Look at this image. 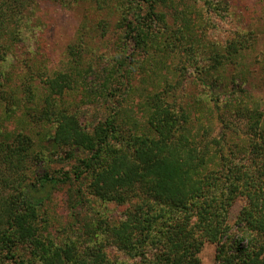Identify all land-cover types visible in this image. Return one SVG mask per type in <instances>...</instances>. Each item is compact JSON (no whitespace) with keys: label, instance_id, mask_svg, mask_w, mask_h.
Segmentation results:
<instances>
[{"label":"trees","instance_id":"1","mask_svg":"<svg viewBox=\"0 0 264 264\" xmlns=\"http://www.w3.org/2000/svg\"><path fill=\"white\" fill-rule=\"evenodd\" d=\"M32 1H0V9L4 6L16 17L18 29L12 40H18L19 26ZM54 1L66 5L76 0ZM89 1L98 8L120 11L115 26L120 38L140 49H147L153 41V23H164L162 14L158 12V17L155 12L162 0ZM143 8L147 10L144 14ZM6 29L7 17L0 21V40ZM83 38L79 35L78 45L69 50L68 72L46 79L45 107L40 115L25 114L27 124L39 119L56 124L52 146L85 154L74 172L44 173L27 182L30 161L37 155L32 139L24 133L0 130V264H199L204 242L216 245L218 264H264L263 113L248 110L239 115L237 108L236 119L228 121L219 112L223 102L209 94L208 107L196 105L195 110L208 117L216 113L223 128L210 138L195 133L189 138L190 112L175 109L164 96L155 94L144 106L147 117L141 125L116 112L87 129L77 115L60 110L55 100H49L72 84L74 88L87 82L89 71L82 67ZM4 45L0 44V61L11 50V44ZM245 46L244 41H234L230 52L217 55L212 66L203 67L208 68L198 78L203 87L214 90L215 81L208 83L209 76L220 78L224 65L232 63ZM121 68L126 69V64L119 62L112 71L116 74ZM112 78L111 73L105 83ZM117 87L111 92L117 93ZM17 103L22 102L10 101L12 107ZM245 116L249 131L241 128ZM200 122L197 118L196 123ZM84 180H89L91 194L99 200L126 206L124 214L117 221L95 223L94 230L100 234L95 245L81 250L74 244L56 245L41 233L40 209L59 184L81 185ZM8 188L12 193H4ZM76 196L81 198L79 193ZM237 199L244 200L235 220L238 236L228 225L229 210Z\"/></svg>","mask_w":264,"mask_h":264},{"label":"rangeland","instance_id":"2","mask_svg":"<svg viewBox=\"0 0 264 264\" xmlns=\"http://www.w3.org/2000/svg\"><path fill=\"white\" fill-rule=\"evenodd\" d=\"M119 12L113 7L98 8L89 0L66 5L35 0L21 21L18 40H12L18 29L16 17L9 15L4 6L0 9V21L7 17L0 44H11L5 61H0V130L24 133L32 139L37 155L30 161L27 182L44 173L72 174L78 160L86 157L77 149L51 145L55 123L39 119L27 124L25 116L40 115L45 107L46 79L68 72L69 50L78 45L79 35L84 37L82 67L89 71L87 82L75 84L74 88L72 84L70 89H63L62 95L49 100H55L60 110L77 115L87 129L116 112L141 125L147 117L144 106L155 94L164 96L175 109L190 112L189 138L194 133L210 138L223 128L216 113L208 117L195 110L196 105L208 107L209 94L223 102L220 108L218 103L216 106L228 121L236 119L233 113L237 108L241 110L239 115L258 110L264 116V0H162L155 12L158 17L162 14L164 23H153V41L147 49L120 38L115 28ZM4 13L9 16L2 17ZM234 41H244L246 46L232 63L224 65L220 78L209 76L208 83L215 81V89L209 91L199 82L200 73L208 71L203 67L212 66L214 57L230 52L228 47ZM119 62L127 68L114 74L112 69ZM111 73L112 82L105 83ZM122 73L128 76H121ZM114 87L119 89L117 93L111 92ZM12 98L22 103L12 107ZM193 117L201 122L196 123L197 118ZM242 118L241 128L249 131L246 116ZM8 191L12 193L10 188L4 193ZM243 204V199H237L228 213V225L237 236L235 220ZM125 209L126 206L103 202L91 194L89 180L81 185L59 184L40 209L39 228L43 237L49 235L47 238L54 244H74L81 250L100 239L99 232L94 230L98 220L117 221ZM24 251L30 254L29 249ZM215 254L216 245L204 242L198 254L199 264H218Z\"/></svg>","mask_w":264,"mask_h":264}]
</instances>
